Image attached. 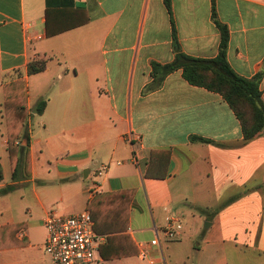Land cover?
Listing matches in <instances>:
<instances>
[{
  "label": "crops",
  "instance_id": "crops-1",
  "mask_svg": "<svg viewBox=\"0 0 264 264\" xmlns=\"http://www.w3.org/2000/svg\"><path fill=\"white\" fill-rule=\"evenodd\" d=\"M169 1L170 11L164 0H0V190L15 187L0 194V264H51L45 215L89 212L97 195L124 190L133 191L127 229L108 241L96 233L104 239L90 264H149L141 247L171 218L182 234L149 249L155 264H264V132L243 143L221 96L189 85L181 71L146 91L151 65L176 54L172 25L181 53L215 58L213 13L228 29L233 72H264V0ZM47 2L83 9L89 22L47 38ZM30 57L47 59L43 72L26 75ZM15 70L23 73L30 166L13 180L1 110L5 75ZM259 89L264 103V74ZM151 151L160 153L152 173L161 179L145 176Z\"/></svg>",
  "mask_w": 264,
  "mask_h": 264
},
{
  "label": "trees",
  "instance_id": "trees-1",
  "mask_svg": "<svg viewBox=\"0 0 264 264\" xmlns=\"http://www.w3.org/2000/svg\"><path fill=\"white\" fill-rule=\"evenodd\" d=\"M70 7H72V0ZM165 7L170 11V1L164 0ZM214 23L219 31L218 52L213 59H199L187 56L179 51L176 41V34L172 25V46L176 54L172 62L164 65L153 63L151 65L152 83L146 91H154L161 87L165 77L172 72L181 71L182 78L191 86L205 89L218 94L228 105L238 120L242 141L246 143L252 140L257 134L264 132V103L261 100L259 89L260 81L264 72L260 71L251 79H245L233 72L227 62V47L229 33L225 25L220 24L213 13ZM89 17L83 9H71L69 12L56 11L50 8L45 9V35L47 38L56 36L68 30L86 25ZM47 59L29 58L26 66V75H34L44 71ZM10 81L5 84L4 100L2 103L1 117L5 125L6 152L8 155L11 178L17 179L19 175L27 176L30 166L28 150V133L26 120L28 110L25 105L24 81L21 70H15L5 75ZM46 101H38L32 108L35 115H41L45 109ZM191 141L208 143L207 140L192 137ZM24 142V144H23ZM157 151L150 152L149 164L145 173L147 178L161 179L162 175L152 173V164ZM168 160L169 153L161 152ZM3 179L0 165V183ZM15 187L8 186L0 190V194H6ZM133 191L124 190L114 193L97 195L93 202L87 206L93 220L95 233L105 234L107 241L115 234H122L127 229L129 218L128 204L132 199ZM234 201L229 199L223 206ZM95 203L100 208L94 209ZM111 205L112 208L103 209L104 205ZM106 207V206H105ZM216 212V211H215ZM215 212L213 214H215Z\"/></svg>",
  "mask_w": 264,
  "mask_h": 264
},
{
  "label": "built area",
  "instance_id": "built-area-1",
  "mask_svg": "<svg viewBox=\"0 0 264 264\" xmlns=\"http://www.w3.org/2000/svg\"><path fill=\"white\" fill-rule=\"evenodd\" d=\"M139 140L137 136L134 137ZM107 170L102 165L95 173L102 176ZM46 231L45 253L51 264H90L93 262L98 245L104 237L93 230V221L88 211L74 216H65L52 210L42 220ZM183 227L177 218L169 219L167 225L160 231L155 230L153 239L146 246H142L139 257L155 264L149 249L160 246V238L175 241L182 234Z\"/></svg>",
  "mask_w": 264,
  "mask_h": 264
},
{
  "label": "rangeland",
  "instance_id": "rangeland-1",
  "mask_svg": "<svg viewBox=\"0 0 264 264\" xmlns=\"http://www.w3.org/2000/svg\"><path fill=\"white\" fill-rule=\"evenodd\" d=\"M3 100V99H2ZM8 176V175H7ZM185 223H187V220H185ZM205 223L206 222H203L201 225H200V228L203 230V228H205ZM208 224V223H207ZM189 230V229H188Z\"/></svg>",
  "mask_w": 264,
  "mask_h": 264
},
{
  "label": "water",
  "instance_id": "water-1",
  "mask_svg": "<svg viewBox=\"0 0 264 264\" xmlns=\"http://www.w3.org/2000/svg\"><path fill=\"white\" fill-rule=\"evenodd\" d=\"M207 226V225H206Z\"/></svg>",
  "mask_w": 264,
  "mask_h": 264
}]
</instances>
